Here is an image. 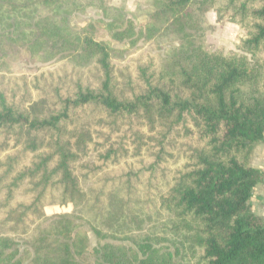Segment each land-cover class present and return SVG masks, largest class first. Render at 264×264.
Listing matches in <instances>:
<instances>
[{
  "label": "trees",
  "instance_id": "16d2710c",
  "mask_svg": "<svg viewBox=\"0 0 264 264\" xmlns=\"http://www.w3.org/2000/svg\"><path fill=\"white\" fill-rule=\"evenodd\" d=\"M89 8L102 12L114 41L172 47L140 68L129 96L115 87L119 51L71 26ZM152 8L138 30L128 12L105 0H0V73L11 72L26 52L41 64L67 60L101 75L97 88L77 82L64 94L56 87L52 101L37 103L0 88V264H85L87 255L94 264H177L143 235L117 236L120 216L111 209L99 224L45 213L72 204L87 214L74 163L88 147L91 123L119 120L166 136L183 127L196 144L161 208L170 233L199 255V264H264V219L251 205L264 177L252 166L264 144V0H152ZM210 11L245 33L239 53L208 50ZM118 152L106 153L105 162ZM86 224L99 246L91 247Z\"/></svg>",
  "mask_w": 264,
  "mask_h": 264
},
{
  "label": "rangeland",
  "instance_id": "374dc122",
  "mask_svg": "<svg viewBox=\"0 0 264 264\" xmlns=\"http://www.w3.org/2000/svg\"><path fill=\"white\" fill-rule=\"evenodd\" d=\"M105 1L110 7L128 12L138 30L147 26L153 9L152 0ZM206 17L210 26L206 35L208 50L225 54L239 53L237 46L246 37L240 27L230 23L228 18L221 19L213 11L208 12ZM106 23L102 12L94 8L71 18L74 30L87 28L95 40L105 42L119 51L118 58L114 59L115 87L120 95L129 96L139 83L140 68L158 63L161 57L170 54L172 47L162 41L146 43L141 40L134 46L129 42L114 41L105 28ZM100 78L101 75L93 66L75 68L67 60L41 64L23 52L11 72L0 73V88H7L17 100L29 95L27 101L37 103L42 98L52 101V92L56 91V87L64 94L71 92L77 82L97 88ZM94 115L99 117L98 113ZM87 130L92 135L84 138L88 147L79 153V159L74 163V173L90 202L89 210L84 211L87 214L83 216L82 207L72 204L67 207H46L45 213L50 218L61 214H70L78 219L85 217L99 224L105 212L111 209L120 216L114 225L118 230L117 236L122 237L128 232L143 235L156 247H163L164 251L171 253L177 264H199V255L189 250L181 238L170 233L161 208V200L175 187L179 173L188 164V152L196 145L186 136L183 127H178L166 136L148 128L137 130L130 121L119 120L117 124L91 123ZM112 149H119V152L115 158L105 162L104 155ZM84 229L89 235L91 247L99 246L101 241L90 226L86 224ZM110 234L115 235L112 231ZM157 242L160 244L157 245ZM83 261L85 264H94L90 255L85 256Z\"/></svg>",
  "mask_w": 264,
  "mask_h": 264
},
{
  "label": "crops",
  "instance_id": "0c3cea01",
  "mask_svg": "<svg viewBox=\"0 0 264 264\" xmlns=\"http://www.w3.org/2000/svg\"><path fill=\"white\" fill-rule=\"evenodd\" d=\"M252 166L264 174V144L257 149ZM251 205L254 213L264 219V177L253 190Z\"/></svg>",
  "mask_w": 264,
  "mask_h": 264
}]
</instances>
